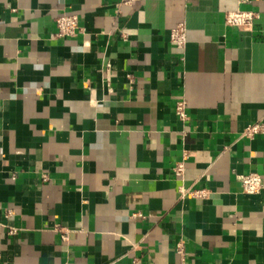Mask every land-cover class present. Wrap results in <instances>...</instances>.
Returning a JSON list of instances; mask_svg holds the SVG:
<instances>
[{
  "label": "crops",
  "instance_id": "obj_1",
  "mask_svg": "<svg viewBox=\"0 0 264 264\" xmlns=\"http://www.w3.org/2000/svg\"><path fill=\"white\" fill-rule=\"evenodd\" d=\"M258 121L264 0H0V264H264Z\"/></svg>",
  "mask_w": 264,
  "mask_h": 264
},
{
  "label": "built area",
  "instance_id": "obj_2",
  "mask_svg": "<svg viewBox=\"0 0 264 264\" xmlns=\"http://www.w3.org/2000/svg\"><path fill=\"white\" fill-rule=\"evenodd\" d=\"M142 0H123V3L126 5L139 2ZM259 17V14L253 10H233L228 11L225 15V23L229 26H235L239 29L250 30L253 28L256 19ZM57 33L59 37L74 36L76 35L79 29L78 16L73 13H63L56 18ZM171 42L180 49H184L187 38H186V27L184 24H178L173 27L170 32ZM187 102L182 99L177 101L175 106V111L178 117L181 120H187L188 114L186 111ZM264 132V121H258L250 124L245 128L242 135L248 138H252L256 134ZM174 172L177 176H182L184 172V163H178ZM239 179L242 183L243 191L247 194L259 193L263 188V179L259 173L250 172L239 176ZM43 180H47V176L44 175ZM208 195V190L203 188H191L180 186L179 187V196L181 199L187 197H196V198H206ZM17 229H10V234H14ZM63 237L66 238L67 234L63 229ZM177 251L182 253L183 249L181 245H178Z\"/></svg>",
  "mask_w": 264,
  "mask_h": 264
}]
</instances>
